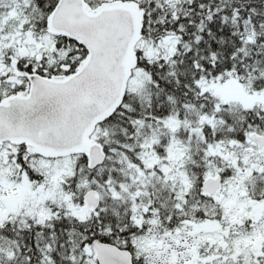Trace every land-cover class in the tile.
Returning <instances> with one entry per match:
<instances>
[{
  "label": "snow or ice",
  "instance_id": "snow-or-ice-1",
  "mask_svg": "<svg viewBox=\"0 0 264 264\" xmlns=\"http://www.w3.org/2000/svg\"><path fill=\"white\" fill-rule=\"evenodd\" d=\"M0 264H264V0H0Z\"/></svg>",
  "mask_w": 264,
  "mask_h": 264
}]
</instances>
